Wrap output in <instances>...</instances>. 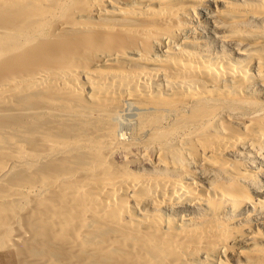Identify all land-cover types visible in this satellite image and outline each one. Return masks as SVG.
Returning a JSON list of instances; mask_svg holds the SVG:
<instances>
[{
	"label": "bare ground",
	"instance_id": "6f19581e",
	"mask_svg": "<svg viewBox=\"0 0 264 264\" xmlns=\"http://www.w3.org/2000/svg\"><path fill=\"white\" fill-rule=\"evenodd\" d=\"M20 264H264V0H0V247Z\"/></svg>",
	"mask_w": 264,
	"mask_h": 264
},
{
	"label": "rangeland",
	"instance_id": "374dc122",
	"mask_svg": "<svg viewBox=\"0 0 264 264\" xmlns=\"http://www.w3.org/2000/svg\"><path fill=\"white\" fill-rule=\"evenodd\" d=\"M6 246L0 247V264H20L16 249L11 245L10 240H5Z\"/></svg>",
	"mask_w": 264,
	"mask_h": 264
}]
</instances>
